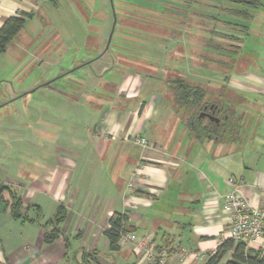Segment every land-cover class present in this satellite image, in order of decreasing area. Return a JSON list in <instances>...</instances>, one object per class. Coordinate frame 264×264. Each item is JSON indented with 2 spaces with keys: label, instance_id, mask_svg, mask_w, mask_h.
Instances as JSON below:
<instances>
[{
  "label": "crops",
  "instance_id": "0c3cea01",
  "mask_svg": "<svg viewBox=\"0 0 264 264\" xmlns=\"http://www.w3.org/2000/svg\"><path fill=\"white\" fill-rule=\"evenodd\" d=\"M48 1L0 0V29L11 17L31 15L27 24L35 23ZM187 2H191L189 11L177 8L183 12L180 17L189 15L191 22L228 21L246 26L240 33L239 56L236 60L228 58L222 69L213 61L215 66L196 67L191 63L187 67L186 50L181 47L182 52L174 57L175 72L193 86L207 87L206 102L217 103L238 124L232 140L199 141L188 124L190 112L163 90V81L139 78L127 71L122 80H101L100 95L82 99L67 96L69 101L84 106L83 112L89 110L78 124L82 128L67 130L68 137L73 136L71 143L53 146L55 124L47 106L45 111L38 108L30 115V125L24 122L26 118L14 116L19 120L15 124L18 133L10 137L8 132L3 133L6 128L0 130V264H158L137 256L132 244L119 252L110 251L104 232L115 213H128L133 217L132 233L150 238L157 248L169 252L165 264H206L208 256L229 238L230 217L224 211L225 197L234 190L229 179L243 182L240 193L251 207L261 206L264 0L248 10L247 20L225 13L238 7L236 0L176 3L186 6ZM209 31L212 29L206 33ZM25 86L16 90L12 82L0 80V90L4 89L0 109L9 101L32 98V93L20 95L29 89ZM210 87L222 89L212 101L207 90ZM59 128L57 132H66ZM28 130L29 150H23L21 144L27 141L21 138ZM138 137L147 141V147L135 143ZM130 183H134L131 189ZM6 187H12L25 206L32 205L29 221L14 218ZM60 205L67 209L62 234L47 244L44 226ZM248 247L264 251V237ZM196 252L206 258L181 259L185 253ZM231 256L230 252L226 261Z\"/></svg>",
  "mask_w": 264,
  "mask_h": 264
},
{
  "label": "rangeland",
  "instance_id": "374dc122",
  "mask_svg": "<svg viewBox=\"0 0 264 264\" xmlns=\"http://www.w3.org/2000/svg\"><path fill=\"white\" fill-rule=\"evenodd\" d=\"M112 2L117 17L116 24L111 0H49L37 14L35 23L26 22L24 29L0 58V80L12 82L16 90L22 85L29 86L26 91L32 92V98L26 101H9L0 109V130L7 129L4 134L8 132L7 135L10 134L11 137L15 132L18 133L19 129L15 131V124L19 120L14 116L18 115L23 120L26 118L27 121L24 122L30 125V115L38 111V108L45 111L47 106L55 124L53 146L71 143L73 136L68 137L67 130L82 128L78 124L89 110L83 112L84 106L69 101L68 95L81 99L86 95H100L101 80H122L127 71L139 78H159L164 83L163 90L175 97L170 85L178 77H182L174 70L177 66L174 57L179 56L181 48L186 50L184 64L187 67L191 63H195L196 67L212 66V61H215L217 65L214 66L221 69V64L228 60L227 53H210L206 49V39L209 36L207 30L223 28V25L202 22L196 24L191 22L189 15L180 17L183 12L177 7L189 11L191 2H187L186 6L178 5V0ZM239 7L243 8L238 6L230 9H240ZM243 30L239 29L237 35L243 33ZM180 33L185 34L184 37L175 39ZM107 47L109 53L93 64L85 65L105 53ZM111 67L115 69L108 71L102 79L100 76ZM189 71L187 69L186 72ZM106 89L111 91L109 87ZM207 90L211 101L222 91L219 87ZM3 91L4 89L0 90V96ZM203 124H208V120L204 119ZM59 127L66 132H57ZM29 132L28 130L26 136L21 138L27 141H22L23 150H29Z\"/></svg>",
  "mask_w": 264,
  "mask_h": 264
},
{
  "label": "trees",
  "instance_id": "16d2710c",
  "mask_svg": "<svg viewBox=\"0 0 264 264\" xmlns=\"http://www.w3.org/2000/svg\"><path fill=\"white\" fill-rule=\"evenodd\" d=\"M260 3L261 0H236V4H238V6L241 5L243 8L229 9L226 10L225 13L238 19L245 18V20H247L250 16L248 10L257 8ZM28 18H32V16L24 15L22 17H11L6 20L3 27L0 29V57L24 29ZM217 24L218 23L215 25ZM221 25H223V28L214 27L212 31H209V36L206 39V49L210 53H227L228 58L236 60L239 56L240 47L238 44L241 40L240 35L237 34H239V29L242 31L246 26L237 22L228 21H223ZM109 52L110 50L107 49L105 53L103 52L85 65L93 64V62L99 60L104 54ZM213 63H215V61H213ZM222 65L223 63L221 64V69L223 68ZM114 69V67H111L104 72L105 74L103 73L104 76L102 74L100 77L104 79L107 72ZM170 87H173L178 105L190 112L191 119L189 125L196 139L199 141L216 140L218 142H228L232 140V134L238 129V124L235 123L233 118L228 117L227 112H223L222 107L217 103L205 102L206 91L204 88L191 85L184 77H178ZM31 93L32 92H27L22 94V96H27ZM212 106L214 109L217 107L218 111H220V123L216 124L208 121V124L204 125V119H200L199 116L201 113L205 112L206 108L210 109ZM6 188L10 191L11 211L14 218L29 221L28 211L32 205L25 206L22 198L16 191L12 190V187ZM66 210L64 205H60L54 218L45 224V242L47 244H52L60 238L62 234L61 224L66 219ZM134 229L132 224H130V215L128 213H115L110 219L109 228L104 232L109 242L110 251L119 252L122 249L120 245L121 235L123 233L133 232ZM163 249L164 248H157V251L160 252ZM230 252L232 256L226 261ZM206 264H264V251H255L250 249L248 245L243 242H236L232 238H228L221 243L214 253L209 255Z\"/></svg>",
  "mask_w": 264,
  "mask_h": 264
},
{
  "label": "built area",
  "instance_id": "2783aa9c",
  "mask_svg": "<svg viewBox=\"0 0 264 264\" xmlns=\"http://www.w3.org/2000/svg\"><path fill=\"white\" fill-rule=\"evenodd\" d=\"M135 143L143 147L148 145L147 141L141 137L136 138ZM229 183L234 187V190L226 195L224 206V211L230 217L229 238L250 245L264 237V200L259 208H253L240 193V186L243 185V182L231 177ZM133 185L134 183H130L129 188L131 189ZM132 219L133 217L130 216V223ZM121 236L120 245L122 248L131 244L135 245L134 252L137 256L146 260H155L158 264L166 263L169 252L166 249L157 251V247L150 238H140L132 232L123 233ZM191 256L195 259L206 258L205 254L196 252L190 255L185 253L181 259Z\"/></svg>",
  "mask_w": 264,
  "mask_h": 264
},
{
  "label": "water",
  "instance_id": "95a60500",
  "mask_svg": "<svg viewBox=\"0 0 264 264\" xmlns=\"http://www.w3.org/2000/svg\"><path fill=\"white\" fill-rule=\"evenodd\" d=\"M111 3H112V7H113V2L111 0ZM113 14H114V19H115V24L117 23V17H116V13L114 11V7H113ZM109 46V45H108ZM107 49H109V47H107ZM106 49V50H107ZM213 107V106H212ZM200 119H205V118H208L210 121H216L218 122L219 119L215 118L213 115H209V114H206L205 112L204 113H201L200 116H199Z\"/></svg>",
  "mask_w": 264,
  "mask_h": 264
},
{
  "label": "flooded vegetation",
  "instance_id": "af4514ba",
  "mask_svg": "<svg viewBox=\"0 0 264 264\" xmlns=\"http://www.w3.org/2000/svg\"><path fill=\"white\" fill-rule=\"evenodd\" d=\"M205 113L209 114V115H213L215 118L219 119L218 122H216V121H211V122L216 123V124L220 123V118H219L220 111H218V108H215V109H214V107H211L210 109L206 108ZM205 119H208V118H205Z\"/></svg>",
  "mask_w": 264,
  "mask_h": 264
}]
</instances>
